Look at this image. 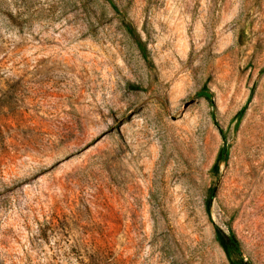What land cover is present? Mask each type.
<instances>
[{
  "label": "rangeland",
  "instance_id": "obj_1",
  "mask_svg": "<svg viewBox=\"0 0 264 264\" xmlns=\"http://www.w3.org/2000/svg\"><path fill=\"white\" fill-rule=\"evenodd\" d=\"M115 2L147 60L103 0H0V264H264V0Z\"/></svg>",
  "mask_w": 264,
  "mask_h": 264
},
{
  "label": "trees",
  "instance_id": "obj_2",
  "mask_svg": "<svg viewBox=\"0 0 264 264\" xmlns=\"http://www.w3.org/2000/svg\"><path fill=\"white\" fill-rule=\"evenodd\" d=\"M103 1L109 4L116 11V13H118L121 26L125 29L127 34L132 38V40L138 46L142 56L147 60L149 57L147 47L143 42L142 37L138 32L134 22H132L124 13L120 12L115 0H103ZM197 97H203L206 100L211 101L213 94L212 92H210L208 88L204 87L198 92ZM245 110L246 108L244 107L236 116L238 125L242 122L244 118ZM221 133L224 139H226V134L224 133L223 130H221ZM229 153H230L229 146L225 144L220 149L217 159L212 167V172H214L215 175H218L221 165L228 161ZM210 208H211V200L207 201L208 212ZM216 237H217V241L223 247L230 264H252L251 262L245 260L243 256L241 242L235 233L230 232L229 234H226L221 228L216 227Z\"/></svg>",
  "mask_w": 264,
  "mask_h": 264
},
{
  "label": "water",
  "instance_id": "obj_3",
  "mask_svg": "<svg viewBox=\"0 0 264 264\" xmlns=\"http://www.w3.org/2000/svg\"><path fill=\"white\" fill-rule=\"evenodd\" d=\"M219 185H220V181L216 184L215 188L213 189L212 198H211L212 200L214 199V197L218 191Z\"/></svg>",
  "mask_w": 264,
  "mask_h": 264
}]
</instances>
